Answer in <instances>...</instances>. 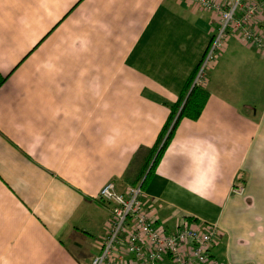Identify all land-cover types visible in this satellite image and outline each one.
<instances>
[{
  "label": "crops",
  "instance_id": "0c3cea01",
  "mask_svg": "<svg viewBox=\"0 0 264 264\" xmlns=\"http://www.w3.org/2000/svg\"><path fill=\"white\" fill-rule=\"evenodd\" d=\"M218 18L194 0H0V264H92L113 223L101 188L129 194L155 160L142 201L159 229L214 224L218 262L264 264L255 47L227 33L201 115L181 118L147 166ZM254 24L264 34V8ZM134 228L108 264H140L126 249Z\"/></svg>",
  "mask_w": 264,
  "mask_h": 264
},
{
  "label": "built area",
  "instance_id": "2783aa9c",
  "mask_svg": "<svg viewBox=\"0 0 264 264\" xmlns=\"http://www.w3.org/2000/svg\"><path fill=\"white\" fill-rule=\"evenodd\" d=\"M199 6L218 13V24L210 44L202 57L192 86L203 84L206 73L218 57L227 33L233 32L244 43L255 47L264 57V34L254 24L255 17L264 8V0H194ZM233 192L241 194L245 184L237 180ZM142 184L129 194L120 192L114 181H108L100 191V198L113 203V223L105 242L92 264H108L116 244L128 221L135 225L125 238L126 249L140 264H221L212 253L219 229L214 224L184 222L178 230L159 229L149 218L142 201Z\"/></svg>",
  "mask_w": 264,
  "mask_h": 264
},
{
  "label": "trees",
  "instance_id": "16d2710c",
  "mask_svg": "<svg viewBox=\"0 0 264 264\" xmlns=\"http://www.w3.org/2000/svg\"><path fill=\"white\" fill-rule=\"evenodd\" d=\"M193 78H191V80L188 82L185 92L181 95V97L175 104L174 108L172 109L170 117L163 131L161 132L159 139L157 143L155 144V147L152 150V156L149 158L147 166H149V164L151 163L152 158L154 157L156 151L160 148L161 149L160 153H161L163 148L166 146L171 134L174 131V128L177 125V122L181 118L196 119L201 115L203 108L205 106V103H206L208 92L204 88L203 84L192 86ZM4 80L5 78L0 77V85L3 83ZM173 120L174 122H173V125L171 126V123ZM155 162L156 160L153 161V164L147 176H149V174L152 172ZM143 173L144 171L142 172V174ZM142 174L140 175L138 181L141 180L140 178L142 177ZM147 176L141 180L142 187L145 186Z\"/></svg>",
  "mask_w": 264,
  "mask_h": 264
}]
</instances>
